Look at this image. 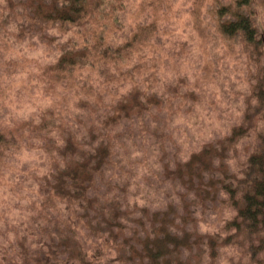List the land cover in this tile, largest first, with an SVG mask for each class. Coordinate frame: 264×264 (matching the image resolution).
Segmentation results:
<instances>
[{
	"label": "rangeland",
	"instance_id": "1",
	"mask_svg": "<svg viewBox=\"0 0 264 264\" xmlns=\"http://www.w3.org/2000/svg\"><path fill=\"white\" fill-rule=\"evenodd\" d=\"M40 1L50 2L0 0V129L11 140L3 157L6 164L0 169V264H44L46 254L54 256L56 264H72L83 246L84 226L91 221L87 225L77 220L75 215L83 213V203L64 199L54 186L59 171L87 156L89 145L115 142L116 127L105 130L102 122L118 112L119 101L128 102L134 92L143 102L151 99L134 133L149 134L147 148L158 146L154 154L161 150L159 163L167 162L171 168L227 134L236 121V109H246L248 96L251 106L257 108L248 90L253 64L240 52L225 56L223 51L217 54L199 43L202 37L213 34L211 29L204 30L214 28L210 20L213 8L228 0H100L102 9L96 21L89 26L83 23L81 28L62 29L56 23L35 19ZM197 1L202 2L200 8ZM132 35L136 36L131 39ZM96 39L127 40L129 57L121 64V71L118 68L113 74L119 81L108 80L95 61V86L83 92L74 109L71 93L64 100L59 97L65 93L62 86H67L68 80L60 77L57 85L58 75L50 74L47 68L62 49L78 50ZM72 125L80 134L75 137L76 153L68 151L63 156L60 150L64 145L58 135L62 133L65 140L73 131ZM124 136L130 141L126 133ZM253 138L250 135L243 140ZM238 146L231 144L225 151L226 164L216 167L215 162L209 167L202 178L207 187L219 184L220 170L226 169L231 175L240 159ZM117 154L115 169L103 168L93 178L91 199L96 204L92 208L104 213L93 219L102 222L100 218L120 212L119 219L128 228L124 227L122 236L130 237L129 243L143 242L152 250L160 244L171 264H203L199 253L189 251L184 256L182 249H173L177 239L190 245L195 240L194 230L189 229L194 222L180 230L183 226L176 218V200L192 189L182 186L176 174L163 177L158 161L140 151L137 143L125 153L126 162L121 164L124 154ZM128 173L130 179H123L121 174ZM136 182L138 186H134ZM187 203L190 210L200 211L194 201ZM203 206L207 212L196 216L201 228L220 229L227 218L223 200L208 197ZM115 241L105 249L100 264H130L128 246L121 237ZM20 243L29 255H23ZM223 254L224 261L216 259L211 264H239L238 258Z\"/></svg>",
	"mask_w": 264,
	"mask_h": 264
},
{
	"label": "trees",
	"instance_id": "2",
	"mask_svg": "<svg viewBox=\"0 0 264 264\" xmlns=\"http://www.w3.org/2000/svg\"><path fill=\"white\" fill-rule=\"evenodd\" d=\"M44 2L40 1L39 5L37 2L35 12L39 15L35 19H39L38 21L41 23L44 21L50 24L56 23V27L60 29L62 26L81 28L83 23L89 26L98 19L102 9L98 4L100 0H50L48 3ZM201 5L202 2L197 1V8H200ZM210 20H213L214 28L208 27L204 30L211 29L213 34L210 37L208 34L202 37L203 39H200L199 43L216 50L217 54L221 50L225 56L229 53L240 52L247 63L253 64L254 68L250 73L253 79H251L252 83L248 90L257 108L251 106L248 96L246 109H236V121L229 127L227 134L206 143L198 151L191 153L185 162L178 163L176 167L171 168L167 162L162 165L159 163V159L162 160V155H159L161 150L154 154V151L159 148L158 146L153 150L147 148L146 143H150L151 140L149 134L141 135L139 133L137 135L134 133L139 129L141 112L149 109L151 99L147 97L143 102L139 94L134 92L131 97L129 96L128 102L119 101L116 105L118 112L110 117H105L102 122L105 130L116 127L117 136L115 137L118 138L113 139L115 142L103 145L98 141L89 145L87 156L73 164L66 165L64 170L59 171V180L54 186V189L64 199L70 198L74 201L79 199L80 203H83V213L75 215L77 220H83L86 224L91 221V225L87 224L88 226L83 228L86 232L85 238L82 239L83 246L79 249L77 257L70 261L72 264H100L106 255L105 249L111 247L119 237L125 246H128L127 260L130 264H171L170 259L163 256L165 252L160 249V244V248L152 250V247H148L143 242L134 245L129 243L130 237L122 236L124 227L128 228L120 221V212H112L111 218H100L102 222L97 223L93 219L100 213L104 215L102 210L92 208L96 204L92 202L94 199H91L93 197L91 195L92 187H95L92 182L95 174L103 168L106 170L114 168L117 165L118 151L124 154L121 164L126 162L125 153L131 150L135 143L140 151L147 153L154 161H158L163 170V177L164 174L165 176L176 174L182 186L192 189L190 193L185 192L176 200L177 209H179L176 218L183 226L180 230H185V224L189 226L188 222L191 220L194 222V227L189 229L194 230L195 240L190 245L188 242L182 244V240L177 239L174 241L173 249H182L184 256H187L189 251L194 254L199 253V258L202 257L200 262L204 261L203 264H211L216 259L224 261L226 256L223 253L227 254V257L238 258L239 264H264V0H228V3H219L215 9L213 8ZM134 36L136 35L130 36L131 39ZM127 43V40L100 41L96 39L85 42L84 47L78 50L62 49L55 63L50 64L47 68L50 74L58 75L57 85L64 77L68 80V85L62 86L65 93L59 94L61 100L71 93L75 101V108H72L77 109L78 98L82 99L83 92L88 93L90 88L95 86L96 78L93 79L96 72L95 61H99L97 63L102 70L100 72L104 75L107 74L108 80H111L109 77H112L119 81L120 79L113 74L116 70L118 71V68L121 71V64L128 60ZM123 44L126 46L123 47ZM234 45L238 47L233 48ZM226 60L229 59L226 57ZM71 128L73 131L66 135L65 140L62 138V133L58 135L64 145L60 150L63 156L68 151L71 154L76 153L75 137L80 134L74 130V125ZM121 128L123 130H120ZM125 133L129 136L130 141L126 140ZM250 135H254L250 142L243 140ZM10 144L11 140L0 129V169L6 164L4 162L6 159L3 157L11 147ZM231 144L239 145L236 149H238L240 159L237 160L236 166L233 165L234 170L231 175L227 174L226 169L220 170L219 184L214 183L207 187L202 178L206 172L210 171L209 167L212 168L215 162L216 167L226 164L224 153L230 150ZM171 164L173 165V163ZM114 169L109 173H112ZM116 170L121 172L118 168ZM223 173H226V178ZM121 175L125 180L130 179L129 173ZM136 184L137 182L134 186H138ZM211 191L212 195H210ZM208 197H212L217 202L221 200L224 202L223 212L227 218L220 225V229L205 231L201 228L199 221H196L198 213L207 212L203 203ZM79 200L76 203H79ZM191 200L196 206L201 207L199 212L196 208L195 210L189 209L187 202ZM106 216L108 217V215ZM26 236L29 235L26 233ZM20 245L23 248L21 251L23 255H29L23 243ZM53 258L54 256L49 254L42 257L44 264H56L55 260L52 261ZM188 261L191 262L189 259ZM37 264L42 263L38 262Z\"/></svg>",
	"mask_w": 264,
	"mask_h": 264
}]
</instances>
